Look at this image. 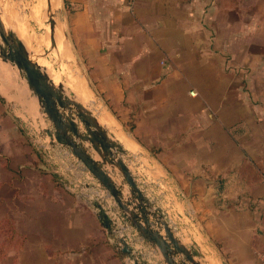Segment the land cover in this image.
<instances>
[{
    "label": "crops",
    "instance_id": "0c3cea01",
    "mask_svg": "<svg viewBox=\"0 0 264 264\" xmlns=\"http://www.w3.org/2000/svg\"><path fill=\"white\" fill-rule=\"evenodd\" d=\"M56 1L97 92L120 108L126 162L174 234L201 264H264V0ZM38 2L43 19L46 0H26L31 14ZM24 92L9 96L15 111L37 118ZM2 147L0 189L16 187L24 212L18 264H126L62 145L26 157L24 172ZM152 263L165 264L158 252Z\"/></svg>",
    "mask_w": 264,
    "mask_h": 264
},
{
    "label": "water",
    "instance_id": "95a60500",
    "mask_svg": "<svg viewBox=\"0 0 264 264\" xmlns=\"http://www.w3.org/2000/svg\"><path fill=\"white\" fill-rule=\"evenodd\" d=\"M46 2L53 50L57 49L58 24L50 0ZM3 15L0 7V60L18 69L27 84L26 92L38 111L46 114L50 128L45 131L51 147H66L90 173L92 181L75 184L88 191L105 228L115 231L126 264H153L156 252L165 264H201L195 256L202 257V253L194 244L186 246L180 241L162 208L145 195L112 125L87 107L74 89L56 83L50 70L33 57Z\"/></svg>",
    "mask_w": 264,
    "mask_h": 264
},
{
    "label": "rangeland",
    "instance_id": "374dc122",
    "mask_svg": "<svg viewBox=\"0 0 264 264\" xmlns=\"http://www.w3.org/2000/svg\"><path fill=\"white\" fill-rule=\"evenodd\" d=\"M0 3L2 4L3 8L2 13L7 17L8 23L14 26V29L18 26L25 31V34L28 32V36L30 37L35 35H43L48 38H46L47 40L43 46L44 48L42 52L39 53L35 59L50 70V74L56 80V83L63 82L68 87H73L72 89L78 93L87 107L95 109L96 112V109L103 111L106 113L109 121L112 124H116L114 118L116 117V113L119 112L120 108L113 104V100L101 97V95L97 92L99 88L92 78V68L86 65L82 51L79 50L78 46L75 47L73 43H70L66 39V36L63 35L65 19L61 18L62 16L60 13L57 11L59 13L58 14L55 11L56 21L58 24L57 39L60 38L59 40H62L61 43L63 42V47L58 46L57 49L52 50L50 40V23L47 16L44 15L43 19L34 17L35 14H31L28 11L26 0H0ZM248 6L250 7L251 4H248ZM38 8L40 9V6ZM2 63L3 62L1 61L0 75L2 77L0 76V96L2 97H0V144L4 143L5 145V148L2 147L4 151V160L10 158L9 154H12L14 159L19 161V165L21 167L25 164H28L25 162L26 157L28 159L33 158L34 156L48 158V155L52 154L50 138L45 131V128H50V122L44 111H38L37 108L36 110L34 109L35 112H38L39 114L36 115L38 116L37 118H32L28 115H17L18 111H15L16 109L14 107L15 101L9 96H12L13 91L22 95L24 91L26 92L27 84L24 78L20 76L19 71L15 66ZM79 83L81 86H79ZM10 90H12L11 93ZM17 93H15V95H18ZM20 144L22 147L19 148L20 150L15 148L14 151L10 148V146L12 148L15 146L18 147ZM62 153L71 156V158L77 162L74 163L75 165H73L75 171L71 169V171H69V177L71 179H75H72L73 182H84V179L78 178L83 175L82 171L86 172L91 177L90 173L86 169L82 170L84 168L83 164L79 161H76L72 153L66 149V147H64V151H62ZM53 169L56 170V168ZM18 170H21L20 172H24L22 171V167L18 168ZM27 170L28 169H25V172ZM56 172L59 171L56 170ZM76 172L79 174L78 176ZM9 174L13 173H10L9 171L4 173L2 172V179H9ZM16 191H18L17 188H14L13 186L10 188L5 187L0 189V221H6L4 220L5 218L10 219L13 221L16 229L19 230L18 225L22 221L21 214L24 212L20 211L18 208V195L13 196ZM5 198H7V201ZM10 199H12L11 204L9 203ZM2 227L6 226L3 224ZM2 227H0V229L3 230L4 228ZM2 236L3 232L0 231V240ZM17 253L18 250H12L6 255L4 259L0 260V264H18Z\"/></svg>",
    "mask_w": 264,
    "mask_h": 264
},
{
    "label": "bare ground",
    "instance_id": "6f19581e",
    "mask_svg": "<svg viewBox=\"0 0 264 264\" xmlns=\"http://www.w3.org/2000/svg\"><path fill=\"white\" fill-rule=\"evenodd\" d=\"M53 4H55V2H57L56 0H52ZM39 2L38 3H35L34 4V7H33V12L35 14V16H37L39 14ZM20 26V25H19ZM14 27V26H13ZM60 29V28H59ZM15 30L16 32L18 33V35L24 40L28 50L30 51V53L33 55L34 58H37V55H39V53L42 52L43 50V46L45 45L46 43V40L48 39L47 37L43 36V35H35L33 37H30L28 36V32L25 34V31L20 28V27H15ZM62 31V30H61ZM60 34V33H59ZM64 35V34H63ZM32 36V35H31ZM47 38V39H46ZM60 39V38H59ZM57 39V47L59 46H62V43L61 41ZM64 41V40H63ZM48 42V41H47ZM46 47V46H45ZM63 47V46H62ZM1 62V61H0ZM3 64V63H2ZM4 69V68H3ZM11 70V69H10ZM11 75V74H10ZM1 76V75H0ZM5 76V75H4ZM3 76V77H4ZM2 77V76H1ZM16 77V76H15ZM4 79V78H2ZM5 80V79H4ZM20 84V83H18ZM20 86V85H19ZM79 86L80 83H79ZM73 88V87H72ZM27 90V89H26ZM18 94V93H17ZM19 97V96H18ZM79 98L81 99V97L79 96ZM83 101V99H81ZM100 109V108H99ZM95 110V109H94ZM97 110V113L99 114V117L100 119L103 121V122H106V123H109L110 125H113L110 121H109V118L107 117L106 113H104L103 111H100L98 109ZM113 127V126H112ZM114 128V127H113ZM116 129V128H115ZM122 132V131H121ZM121 139V138H120ZM123 140V139H122ZM132 143V141H131ZM126 144V143H124ZM134 148V147H133ZM130 151V150H129ZM135 155V154H134ZM146 160V159H145Z\"/></svg>",
    "mask_w": 264,
    "mask_h": 264
},
{
    "label": "trees",
    "instance_id": "16d2710c",
    "mask_svg": "<svg viewBox=\"0 0 264 264\" xmlns=\"http://www.w3.org/2000/svg\"><path fill=\"white\" fill-rule=\"evenodd\" d=\"M4 220L6 221H0V227H2L3 224L6 226L2 227L4 228L3 230L0 229V231L3 232V236L0 240V260L4 259L12 250L19 251L24 245V236L16 229L13 221L7 218Z\"/></svg>",
    "mask_w": 264,
    "mask_h": 264
},
{
    "label": "built area",
    "instance_id": "2783aa9c",
    "mask_svg": "<svg viewBox=\"0 0 264 264\" xmlns=\"http://www.w3.org/2000/svg\"><path fill=\"white\" fill-rule=\"evenodd\" d=\"M263 257H264V254H263Z\"/></svg>",
    "mask_w": 264,
    "mask_h": 264
}]
</instances>
